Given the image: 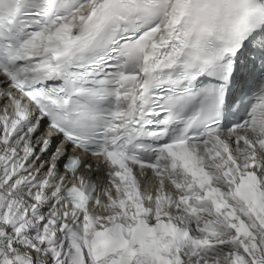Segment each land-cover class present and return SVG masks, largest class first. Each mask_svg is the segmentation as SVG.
I'll use <instances>...</instances> for the list:
<instances>
[{
	"label": "snow or ice",
	"instance_id": "6c2138e0",
	"mask_svg": "<svg viewBox=\"0 0 264 264\" xmlns=\"http://www.w3.org/2000/svg\"><path fill=\"white\" fill-rule=\"evenodd\" d=\"M0 264H264V0H0Z\"/></svg>",
	"mask_w": 264,
	"mask_h": 264
}]
</instances>
